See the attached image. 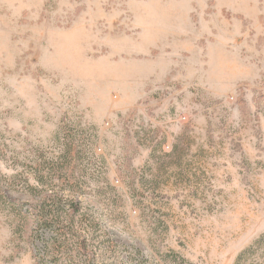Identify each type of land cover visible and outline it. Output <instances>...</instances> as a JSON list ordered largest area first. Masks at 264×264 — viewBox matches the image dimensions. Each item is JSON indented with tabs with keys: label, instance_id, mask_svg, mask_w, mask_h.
Instances as JSON below:
<instances>
[{
	"label": "rangeland",
	"instance_id": "obj_1",
	"mask_svg": "<svg viewBox=\"0 0 264 264\" xmlns=\"http://www.w3.org/2000/svg\"><path fill=\"white\" fill-rule=\"evenodd\" d=\"M0 264H264V0H0Z\"/></svg>",
	"mask_w": 264,
	"mask_h": 264
},
{
	"label": "trees",
	"instance_id": "obj_2",
	"mask_svg": "<svg viewBox=\"0 0 264 264\" xmlns=\"http://www.w3.org/2000/svg\"><path fill=\"white\" fill-rule=\"evenodd\" d=\"M34 189V188H33ZM62 196H56V199H49L41 204V211L38 210L35 218L38 219V226L44 225L46 230L50 231L51 244L57 254L62 251L77 238V246L80 250H86V238L75 231L74 217L80 211L77 204H69Z\"/></svg>",
	"mask_w": 264,
	"mask_h": 264
}]
</instances>
